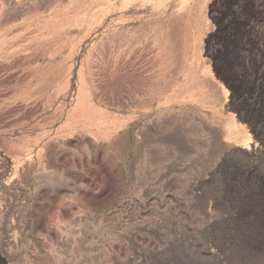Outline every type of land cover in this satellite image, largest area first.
I'll list each match as a JSON object with an SVG mask.
<instances>
[{
  "label": "rangeland",
  "instance_id": "1",
  "mask_svg": "<svg viewBox=\"0 0 264 264\" xmlns=\"http://www.w3.org/2000/svg\"><path fill=\"white\" fill-rule=\"evenodd\" d=\"M263 1L0 0V264L264 254Z\"/></svg>",
  "mask_w": 264,
  "mask_h": 264
},
{
  "label": "bare ground",
  "instance_id": "2",
  "mask_svg": "<svg viewBox=\"0 0 264 264\" xmlns=\"http://www.w3.org/2000/svg\"><path fill=\"white\" fill-rule=\"evenodd\" d=\"M261 2V1H260ZM264 2V1H263ZM252 4V3H251ZM257 4V3H256ZM258 5V4H257ZM258 8H259V6H258ZM253 10V9H252ZM257 11V10H256ZM261 13V12H260ZM264 233V232H263ZM263 235V234H262ZM262 237V236H261ZM256 239V238H255ZM261 239V238H260ZM249 241V240H248ZM254 241V243H255V240H253ZM258 241V240H257ZM261 241H259V243H260ZM264 242V241H263ZM258 245V244H257ZM264 245V244H263ZM252 246V245H251ZM250 246V247H251ZM257 247H259V246H257ZM264 247V246H263ZM248 248H249V246H248ZM253 248V250L252 251H250V252H244V253H242L243 254V256L241 257L242 258V260L243 261H245L244 263L245 264H258L259 262H260V259H262V258H264V254L263 253H257L258 251H255L254 252V247H252ZM255 250H257V249H255Z\"/></svg>",
  "mask_w": 264,
  "mask_h": 264
}]
</instances>
